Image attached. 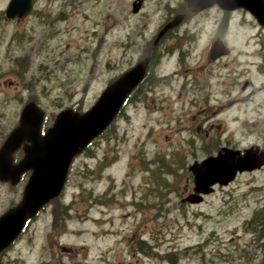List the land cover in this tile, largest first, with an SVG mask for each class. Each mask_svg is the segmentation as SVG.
<instances>
[{
    "label": "rangeland",
    "instance_id": "rangeland-1",
    "mask_svg": "<svg viewBox=\"0 0 264 264\" xmlns=\"http://www.w3.org/2000/svg\"><path fill=\"white\" fill-rule=\"evenodd\" d=\"M133 1L37 0L26 19L7 22L9 0H0V79L15 81L16 60L27 56L28 81L19 92L36 97L49 115L68 106L89 109L112 80L150 51L154 57L150 80L80 155L61 202L31 224L6 264H126L132 253L140 264H231L219 252L232 254L225 246L245 240L237 236L251 205L241 207L237 195L261 183L264 172L244 173L198 202L188 200L198 194L190 166L216 155L222 143L248 147L252 139L238 110L219 114L222 103L213 96L207 106L209 92L230 95L216 84L217 65L206 59L220 17L184 15L152 47L184 9L177 0H142L132 12ZM43 8L60 15L50 18ZM237 29L223 31L232 45L247 32ZM14 91L0 93V112L15 108ZM5 204L0 197V208ZM139 239L151 244L144 253L134 250ZM240 253L238 245L234 255Z\"/></svg>",
    "mask_w": 264,
    "mask_h": 264
},
{
    "label": "flooded vegetation",
    "instance_id": "flooded-vegetation-1",
    "mask_svg": "<svg viewBox=\"0 0 264 264\" xmlns=\"http://www.w3.org/2000/svg\"><path fill=\"white\" fill-rule=\"evenodd\" d=\"M194 1H196L194 4L196 7L206 5L200 9L198 8V10H193L192 5L189 6L187 0H177L174 5L177 8L184 9L183 12L187 11L184 14L185 16H188L187 18L194 16L195 13H202L206 17L215 13L216 16L220 17L219 22L217 23L218 32L214 37L215 39H213L208 45L206 59L207 65H217L218 70L215 69L217 78L216 84L219 87L225 88L223 92L226 93L230 91V95H222L221 97L218 93L209 92L206 95L208 100L207 106L210 98L213 96L216 101L218 100L222 103V105L217 106L215 110L219 114H222L226 108H233L238 110V113L245 116V119L242 118L243 121L250 123V126L248 125V134L252 136V139L250 140L248 147H235L222 143L219 147V152L224 153L227 149L238 150V156L242 157L244 150L249 149L248 151L251 156L250 168L238 171L234 179H238L244 173L254 176L257 173L264 172V114L258 113V109L264 110V0H218L217 2H214L213 0ZM31 2L30 10L26 15L21 17L18 15L8 17L6 14V9L8 7L7 4L4 11V20L7 22L23 21L36 10L37 0H31ZM43 10L45 14H48L50 18L53 17V19H57L56 16L60 15V13H57L56 15L50 14L53 12V10L50 9L43 8ZM231 24L237 26L239 34H241L242 30H247V32L243 33L239 38V41L236 42L237 45L230 44L225 37L226 35L223 33V31ZM53 28H51V30ZM237 36L238 35L236 34V37ZM19 57L20 58L16 60L17 64L15 63L14 65V72L18 78H14L15 81L10 80L8 82L10 86L13 82V87H7L8 84L4 83V81L2 82L0 79V93L7 91L8 88L15 89L12 96L16 98L15 108L12 112H0V128H6L3 134L0 133V149L4 146L9 134L19 126L21 122V114L26 105L33 104L43 112V115L40 121L38 134L33 137L36 142L34 140L31 141L28 138H23L19 141V145L11 151L7 166L10 171H14V168L20 166L23 162H25V164L28 163L19 173L18 179H12L13 174L11 173H8L7 177H4L0 173V197L6 202V204L0 208V217L7 211L19 205L25 187L33 176L34 166L39 163H46L50 159L48 154V156H45V154L40 152L39 149H35L34 146H40V138H43L48 129L53 126L56 115L63 110H69L71 114L83 112L82 109L68 106L59 110L57 114L49 115L46 108L37 101L36 97L32 95H21L18 88L28 81V79L26 81L23 80L24 75L28 73V58L24 55ZM153 58L152 54L148 73L139 83L137 93L142 90L143 86L150 80V69L154 66ZM12 62L14 64V61ZM225 69H228L229 72L224 73ZM206 70L211 73V76L213 75V71H210L209 69ZM0 76L2 75L0 74ZM257 80H259V82ZM237 86H239L238 90L235 89ZM232 91H234V93H232ZM135 94L136 92L133 90L124 100L122 107L118 111V115ZM215 95H218L219 99H217ZM256 100L259 102L258 104L256 103ZM232 121L238 122L239 120L236 117L233 118ZM111 125L112 124H110V126ZM95 140H97V138L92 140L90 145L94 143ZM89 146L87 145L81 152H78L72 157L65 181L59 193L41 205L31 217H28L18 236L8 245L0 249V264H6L4 262L11 261L12 256L8 251L22 238L23 234L28 230L31 224L35 223L38 219H41L43 214L46 216L49 213L48 209L54 207L55 203L61 202L64 194L67 192V188L70 186V174L74 171L75 163H77L80 155L88 150ZM27 149L31 150L28 151ZM51 160L53 159L51 158ZM1 190H5L4 194L10 196L11 199L3 195ZM237 199L243 203L241 207L251 205L250 212L243 217V222L245 224L244 232L237 233V239L244 237L245 240L243 243L237 242L225 246L227 250L232 246V254L229 251H226L224 253L219 252V255L224 257V262L226 263L230 262L231 264H236V262H238V264H264V178L261 183L251 182L249 193L242 195L238 194ZM246 235H248V237ZM150 245L151 244H148L145 240L143 241L139 239L134 250L144 253V250H147V247ZM238 245L241 246L242 253L236 256L234 254L238 251ZM131 256L132 259L126 264H140L138 259L134 260V257L136 256L135 253H132ZM227 258L228 260H226ZM258 258L259 261H257ZM164 259L169 260L166 258ZM116 264L122 263L120 260H117Z\"/></svg>",
    "mask_w": 264,
    "mask_h": 264
},
{
    "label": "water",
    "instance_id": "water-1",
    "mask_svg": "<svg viewBox=\"0 0 264 264\" xmlns=\"http://www.w3.org/2000/svg\"><path fill=\"white\" fill-rule=\"evenodd\" d=\"M187 2L189 6L192 5L193 10L206 5L196 7L194 6L196 1L187 0ZM141 3L142 0L133 1L132 12H136ZM31 4V0H10L6 14L8 17L24 16L30 10ZM186 12L176 15L159 30L152 47L158 43L168 29L179 24ZM150 57L151 51L115 81L108 84L94 104L85 112L71 114L69 110H63L56 115L53 126L48 129L43 138H40V146H34L45 156L49 155L50 159L46 163L34 166L33 176L25 187L19 205L0 217V249L18 235L28 217H31L41 205L59 193L72 157L81 152L112 122L126 97L146 74ZM42 115L43 112L33 104L26 105L23 109L19 126L9 134L4 146L0 149V173L4 177L11 173L13 174L12 179H18L19 173L28 164L23 162L14 168V171H10L7 167L11 151L19 145V141L23 138L35 141L33 137L38 134ZM248 150L245 149L244 155L239 157L238 150L227 149L224 153L218 152L217 156L207 158L199 165L190 166L194 174V191L208 193L211 185L227 184L234 178L237 170L250 168L251 156ZM200 199L201 197L197 194L188 197V200L194 202Z\"/></svg>",
    "mask_w": 264,
    "mask_h": 264
},
{
    "label": "trees",
    "instance_id": "trees-1",
    "mask_svg": "<svg viewBox=\"0 0 264 264\" xmlns=\"http://www.w3.org/2000/svg\"><path fill=\"white\" fill-rule=\"evenodd\" d=\"M138 88H139V87L137 86V88L135 89V92H137Z\"/></svg>",
    "mask_w": 264,
    "mask_h": 264
}]
</instances>
